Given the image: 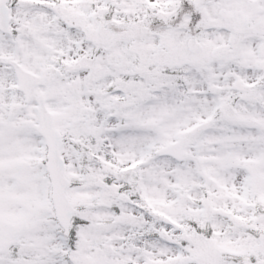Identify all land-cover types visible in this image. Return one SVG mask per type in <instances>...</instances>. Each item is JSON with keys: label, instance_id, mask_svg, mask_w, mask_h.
Masks as SVG:
<instances>
[{"label": "snow or ice", "instance_id": "1", "mask_svg": "<svg viewBox=\"0 0 264 264\" xmlns=\"http://www.w3.org/2000/svg\"><path fill=\"white\" fill-rule=\"evenodd\" d=\"M0 264H264V0H0Z\"/></svg>", "mask_w": 264, "mask_h": 264}]
</instances>
